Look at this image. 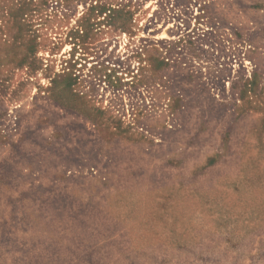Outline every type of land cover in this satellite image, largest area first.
I'll return each mask as SVG.
<instances>
[{
    "label": "rangeland",
    "instance_id": "obj_1",
    "mask_svg": "<svg viewBox=\"0 0 264 264\" xmlns=\"http://www.w3.org/2000/svg\"><path fill=\"white\" fill-rule=\"evenodd\" d=\"M0 264H264V0H0Z\"/></svg>",
    "mask_w": 264,
    "mask_h": 264
},
{
    "label": "trees",
    "instance_id": "obj_2",
    "mask_svg": "<svg viewBox=\"0 0 264 264\" xmlns=\"http://www.w3.org/2000/svg\"><path fill=\"white\" fill-rule=\"evenodd\" d=\"M108 4H99V3H95L94 5H90V7L87 10V14H83V16L80 18L79 23L76 24L75 28L72 29V33H70V37H72L74 40H76V43L74 44V46L78 47L80 50H86L85 49V45L88 43V39H89V33L93 31V27L94 24L90 23V20H92L91 15L92 14H97L100 15L102 13H106L108 12V17L111 18V14L114 15H124V14H129L127 11H124V9H116V7H109L111 5ZM28 47H30L31 50L35 49L36 47V43L35 40L29 41L28 42ZM74 56V54H72V57ZM73 61V58L69 59L66 63V65L68 66L67 68H64V70H70L71 72H63L62 76L63 80L68 82L69 85L71 84V82H74L77 80V76H75V73H73V69H74V64L76 62H74L73 64L71 63ZM62 93H66V90L61 91ZM68 94L70 95H74L72 90L68 91Z\"/></svg>",
    "mask_w": 264,
    "mask_h": 264
}]
</instances>
